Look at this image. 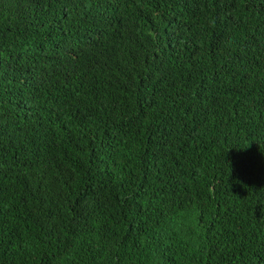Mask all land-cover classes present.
<instances>
[{
	"label": "trees",
	"instance_id": "trees-1",
	"mask_svg": "<svg viewBox=\"0 0 264 264\" xmlns=\"http://www.w3.org/2000/svg\"><path fill=\"white\" fill-rule=\"evenodd\" d=\"M0 264H264V0H0Z\"/></svg>",
	"mask_w": 264,
	"mask_h": 264
}]
</instances>
